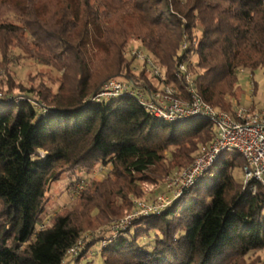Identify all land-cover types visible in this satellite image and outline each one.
Wrapping results in <instances>:
<instances>
[{"label":"trees","instance_id":"trees-1","mask_svg":"<svg viewBox=\"0 0 264 264\" xmlns=\"http://www.w3.org/2000/svg\"><path fill=\"white\" fill-rule=\"evenodd\" d=\"M132 41L164 73L161 82L184 97L175 76L183 63L198 95L230 110L237 69L264 68V0H0V264H69L66 251L83 232L127 213L131 196L162 185L213 137L209 121L169 122L134 97L91 101L112 77L157 87L124 55ZM20 58L57 75L15 81L10 64ZM243 162L239 153L219 160L159 214L134 219L132 231L99 250L102 264H264L250 256L264 249V188L235 179ZM99 165L109 166L101 179L44 218L52 183L68 174L74 192Z\"/></svg>","mask_w":264,"mask_h":264},{"label":"built area","instance_id":"built-area-1","mask_svg":"<svg viewBox=\"0 0 264 264\" xmlns=\"http://www.w3.org/2000/svg\"><path fill=\"white\" fill-rule=\"evenodd\" d=\"M124 55L139 62L138 65L151 77L157 78L160 81L157 87L147 90L131 80L112 77L103 82L91 97L92 102L124 96L134 97L150 114L169 122L194 119L209 121L213 125L214 135L209 141L198 146L197 154L189 164L168 177L162 193L148 198L133 199L131 211L121 218L110 221L108 229L112 236L111 241L128 229L134 219L159 214L173 199L202 181L228 148L235 149L244 160L241 166L243 181L253 180L264 188V108L258 111L250 110L243 104L235 103L230 110H223L206 103L196 92L192 75L186 72L185 65L180 63L175 76L184 78L183 88L186 95L183 97L174 84L161 82L165 79L164 73L143 47L138 45L127 47ZM237 73L247 75V84L250 91H253L255 82L252 73L242 67L237 69ZM2 99L3 94L0 92V101ZM9 100L10 96H7L3 101ZM83 187L84 183H79L73 193H78ZM86 236L78 238L68 248L66 255L69 257L77 255L84 245L83 238Z\"/></svg>","mask_w":264,"mask_h":264},{"label":"rangeland","instance_id":"rangeland-1","mask_svg":"<svg viewBox=\"0 0 264 264\" xmlns=\"http://www.w3.org/2000/svg\"><path fill=\"white\" fill-rule=\"evenodd\" d=\"M137 45L138 44L136 42L132 41L129 43L128 47H134ZM13 53L18 54V53H20V51L18 49H14ZM191 59H194V56H192ZM138 64H139V62L133 60L132 65L134 67L135 72H138L139 70H144V72H146L145 69ZM10 68H11V71H13L15 81H18V80L25 81L28 76L34 75V73H36L37 71H44L50 76L57 75V72H55V70H50L49 68H46V67L42 66L41 64H38L33 59H26V58H20L18 60L15 59L10 64ZM148 75L149 74L147 73L146 76L148 77ZM2 76H3V72H2V69L0 68V79ZM252 79L255 82V84H254V90L250 91V89H249L250 86L247 84V81H248L247 75H245V74H239L238 75V87H239V89L236 90L237 91L236 100H234L232 98L230 99L229 96L225 97L231 103V105H235V103H239V104H243V105L249 107L250 110H256V111H258L261 108H264V68H260V69L253 71L252 72ZM44 81L48 85H51L50 80L44 78ZM52 87L54 88L55 85H52ZM197 150L198 149H196L195 152L192 154L193 157L195 156V154H197ZM234 153H237V151L235 149L228 148L223 152V154L221 155L219 160L220 161L225 160L228 157H231V155H233ZM218 166H219V163L216 165L214 164L211 167V169L207 175L208 176L211 175V173L214 170H216L218 168ZM108 168H109L108 165H99L96 168H94L92 171H89L88 173H83L82 176H83V179L85 181L84 185L87 186L89 181H91L92 179H101L106 174ZM176 171H178V170H176ZM176 171H174V172H176ZM174 172H172V173H174ZM172 173L169 176H171ZM169 176H167V178L165 179V181L162 185H158V186L151 185V184L145 185L144 186L145 194L141 197L131 196V200H133L135 198H148V197H151L155 194L162 193L164 191L163 185L165 184V182ZM233 176L235 177L236 180H243V173H242L241 168H239V167L235 168V170L233 171ZM67 178H68V174H64L59 181L51 184V189L49 191L50 196H51L50 197V204H49V207L47 208V211L44 215V218H47L49 215H51L57 209H60L61 207L65 206V205H69L77 197L78 193H73V189L68 190L65 187V182H66ZM205 178H206V176L202 180H204ZM132 208H133V206L131 207V209L129 211H131ZM127 213H125V214H127ZM125 214H123L121 216H117V217H112L105 225H103L101 227H97L94 230H87L81 234V237H83L84 235H87L86 237L83 238V240H84L83 244L84 245L81 247V249L84 246L86 247L87 246L86 243L90 241L88 243V244H90V247H89L86 255H84L83 258L80 259L81 264H83L85 262V260H87V259L91 260L92 264H102L101 259L98 255L99 250H101L103 246L107 245V243L111 241L110 239L112 237L111 233L109 232L108 225H109L111 220L121 218ZM132 229L133 228L130 227L129 231H132ZM79 252H78V254H79ZM77 255H75V256H77ZM255 255H258L259 257L264 258V249L258 250L256 252H254L253 254H251L250 256L253 257ZM75 256L68 258L69 264H73V258Z\"/></svg>","mask_w":264,"mask_h":264}]
</instances>
